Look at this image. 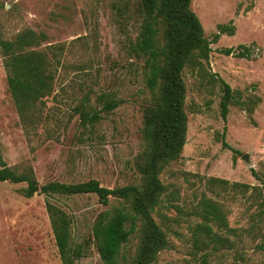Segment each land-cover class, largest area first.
Instances as JSON below:
<instances>
[{
    "label": "rangeland",
    "instance_id": "1",
    "mask_svg": "<svg viewBox=\"0 0 264 264\" xmlns=\"http://www.w3.org/2000/svg\"><path fill=\"white\" fill-rule=\"evenodd\" d=\"M123 0H0V38L13 39L24 29L44 32L45 45H64L63 65L55 90L46 98L44 122L28 139L7 85L0 53V147L6 164L22 173L32 168L41 186L98 180L110 189L140 182L134 160L142 150L143 83L128 72L124 44L136 38L141 20L121 18L116 6ZM206 37L213 41L218 26L234 27V36L214 42L210 69L234 90L225 121L220 83L185 74L188 114L187 143L182 159L161 175L168 186L155 219L166 230L170 248L160 264H264V199H252L229 189L210 190L211 177L253 186L264 185V0H192ZM253 46L250 58L238 57L239 46ZM233 49L228 55L226 50ZM89 90L94 106L106 92L120 101L102 113L95 129L79 128L77 101ZM254 108L246 110L245 103ZM83 132V133H82ZM83 134V135H82ZM237 150L239 153H235ZM245 154L249 160L243 159ZM255 173V174H254ZM27 185L0 183V264H63L46 208L47 198H26ZM202 195L220 202L232 243L197 248L193 228L202 222L197 208ZM51 201L73 218L75 244L86 257L77 264H104L92 242L100 214L119 206L101 204L95 195L55 197ZM215 230L218 231L217 225ZM226 236L227 233L220 231ZM138 239L126 247L134 255Z\"/></svg>",
    "mask_w": 264,
    "mask_h": 264
},
{
    "label": "trees",
    "instance_id": "2",
    "mask_svg": "<svg viewBox=\"0 0 264 264\" xmlns=\"http://www.w3.org/2000/svg\"><path fill=\"white\" fill-rule=\"evenodd\" d=\"M133 7L141 20L140 29L136 38H127L124 49L125 67L143 83L142 150L134 160L140 182L114 189L103 186L96 179L78 183L53 181L41 186L32 168L20 173L9 167L0 147V183L26 184L21 193L28 199L36 194L46 196V208L63 264H77L86 257L85 248L75 244L73 218L51 198L82 195H95L104 206H109L112 198L120 204L100 214L93 227L91 240L104 264H160L159 255L170 248V242L155 214L168 192L161 175L172 163L182 159L187 143L189 118L185 74L191 73L203 82L220 83L224 93L221 107L225 121L236 100L232 87L217 78L209 67L211 45L219 41L221 35L234 36V27L220 24L213 41L209 40L201 19L192 8V0H123L116 9L121 18L131 19ZM47 40L46 33L30 28L22 30L13 39L0 38L9 93L28 139L37 133L45 120L43 107L46 98L55 90L57 74L63 65L65 46H47ZM239 48L238 57L250 58L254 54L253 46L241 45ZM226 53L231 55L233 49ZM91 93L92 90L85 93L73 108L83 131L95 129L102 113H111L120 105L112 94L103 92L96 98L97 105H101V109H97ZM244 103L246 110L253 113L254 108ZM206 184L213 191L230 188L252 199H264V185L230 183L216 177L209 178ZM197 208H202L196 212L202 222L193 228L197 248L231 244L228 234L239 237L237 230L230 228L220 202L202 195ZM220 231L227 235L223 236ZM134 237L138 239V246L134 255H129L125 249ZM208 255L203 256L204 264Z\"/></svg>",
    "mask_w": 264,
    "mask_h": 264
},
{
    "label": "water",
    "instance_id": "3",
    "mask_svg": "<svg viewBox=\"0 0 264 264\" xmlns=\"http://www.w3.org/2000/svg\"><path fill=\"white\" fill-rule=\"evenodd\" d=\"M243 159L246 160V161H248V160H249V155H248V154H245V155L243 156Z\"/></svg>",
    "mask_w": 264,
    "mask_h": 264
}]
</instances>
